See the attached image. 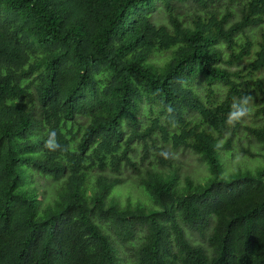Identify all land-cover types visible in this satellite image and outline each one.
<instances>
[{
  "label": "trees",
  "instance_id": "16d2710c",
  "mask_svg": "<svg viewBox=\"0 0 264 264\" xmlns=\"http://www.w3.org/2000/svg\"><path fill=\"white\" fill-rule=\"evenodd\" d=\"M215 1L0 0V264H120L113 236L127 244L141 231L136 264H264V165L225 178L218 143L232 105L253 96L229 66L253 57L249 73L264 69V33L238 43L264 22V0H247L233 24L211 12L190 25L178 12ZM159 2L169 25L152 20ZM216 83L226 88L221 100ZM145 105L158 112L147 128ZM158 130L164 143L198 153L211 176L179 188L178 171L147 170L139 184L155 207L108 201L117 177L89 188L90 170L135 166L133 142ZM52 131L64 151L45 147ZM249 131L264 151V124ZM32 169L66 177L44 208L27 181Z\"/></svg>",
  "mask_w": 264,
  "mask_h": 264
},
{
  "label": "rangeland",
  "instance_id": "374dc122",
  "mask_svg": "<svg viewBox=\"0 0 264 264\" xmlns=\"http://www.w3.org/2000/svg\"><path fill=\"white\" fill-rule=\"evenodd\" d=\"M246 3L247 0H216L213 5L203 8L196 3L187 2L180 5L178 12L180 17L190 25L199 16H209L211 12H215L219 16H228L229 24H233L242 18ZM152 20L158 25H169L164 4L157 3V8L152 13ZM263 33L264 22L259 26L247 29L238 38L239 46L247 38L257 43ZM230 54L231 52L224 47L223 59H228ZM170 56L171 52L157 53L154 56V60L157 64H163ZM252 59L253 57H250L240 64L229 66L230 70L236 72L237 78L240 81L246 82V88L253 92V102L250 105L249 115L240 123L229 124L226 132L219 137V158L223 166V177L225 178H230L231 175L240 171L257 172L264 165V151L261 144L249 131L252 127L264 124V115L258 111L259 107L264 106V69L250 74L247 65ZM257 81L262 83V89L256 86ZM195 87L199 90L201 96L206 99L205 80L200 79L197 81ZM214 90L216 94L215 100L224 98L226 88L221 83H216ZM157 114V108L150 110V106L145 105L139 116L143 126L146 128L150 126L152 119ZM189 117H191L194 123H200V116L197 113L190 112ZM203 127L209 129L206 125H203ZM229 140L231 141V146L230 149H227L226 144ZM132 147L130 156L135 166L124 164L118 174L113 173L111 169L100 171L98 168H94L89 171V188L95 186L100 176L107 178L117 177L121 179V184L114 188L108 197V201H116L121 206L143 203L148 207H155V204L139 184L141 175L145 174L147 170H159L163 172L178 171L180 175L178 181L179 188L185 187L186 178H190L196 183H203L211 176L207 164L202 161L198 153L191 148H174L171 143H164L159 130L154 134L152 139L136 140L133 142ZM160 148L173 156L174 161L172 166H163L161 164L158 159ZM30 175L27 181L32 187L37 189L39 199L42 202L41 208H44L48 203L52 204L66 181L65 176L60 179L45 177L33 169L30 170ZM37 191L33 189L32 194L37 195ZM143 235V231L139 232L136 240L127 244L121 243L113 236L120 264H136L134 252L140 244ZM196 239L199 242H204V239L198 236Z\"/></svg>",
  "mask_w": 264,
  "mask_h": 264
},
{
  "label": "clouds",
  "instance_id": "9594fccd",
  "mask_svg": "<svg viewBox=\"0 0 264 264\" xmlns=\"http://www.w3.org/2000/svg\"><path fill=\"white\" fill-rule=\"evenodd\" d=\"M253 102V97L251 95H245L240 98L239 101L235 102L232 105V109L228 114L227 123L230 125H234L236 123H240L249 115L250 105ZM45 147L49 149V151H64L65 149L61 148L60 143L56 140V133L52 131L49 133V139L45 142ZM164 158H167V153L162 154Z\"/></svg>",
  "mask_w": 264,
  "mask_h": 264
}]
</instances>
